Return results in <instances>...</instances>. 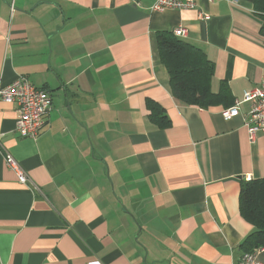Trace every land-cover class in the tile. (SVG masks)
Masks as SVG:
<instances>
[{
  "label": "crops",
  "instance_id": "0c3cea01",
  "mask_svg": "<svg viewBox=\"0 0 264 264\" xmlns=\"http://www.w3.org/2000/svg\"><path fill=\"white\" fill-rule=\"evenodd\" d=\"M154 1L0 0V84L25 76L52 96L35 138L0 100V264H233L245 251L254 227L239 193L264 178V133L249 138L248 102L227 120L221 110L264 80V12ZM178 26L223 90L207 106L172 95L157 32Z\"/></svg>",
  "mask_w": 264,
  "mask_h": 264
},
{
  "label": "trees",
  "instance_id": "16d2710c",
  "mask_svg": "<svg viewBox=\"0 0 264 264\" xmlns=\"http://www.w3.org/2000/svg\"><path fill=\"white\" fill-rule=\"evenodd\" d=\"M249 1L264 12V0ZM261 32L264 36V24ZM157 49L160 61L169 76L172 95L178 103L204 107L222 96V89L217 93L210 89L213 66L201 48L175 37L172 32L158 31ZM239 210L254 227L242 242L245 251L263 247L264 178L248 179L242 185L239 193Z\"/></svg>",
  "mask_w": 264,
  "mask_h": 264
},
{
  "label": "built area",
  "instance_id": "2783aa9c",
  "mask_svg": "<svg viewBox=\"0 0 264 264\" xmlns=\"http://www.w3.org/2000/svg\"><path fill=\"white\" fill-rule=\"evenodd\" d=\"M212 2L213 0H207ZM194 0H155L149 7L150 11H163L165 9L194 8ZM200 18L209 19V15L200 12ZM177 37L187 36V30L178 26L173 30ZM0 100L16 105L17 121L16 131L22 138H35L38 136L46 115L52 109V96L50 92L41 87H36L25 76H18L7 84H0ZM249 103V110L244 125L249 138L254 139L258 132L264 133V80L260 85L246 90L241 99H236L231 106L221 110L224 119H230L239 114V105ZM5 166L14 171L20 183H28L29 179L18 160L10 153L4 151ZM262 247H255L243 251L239 259L233 264H262L257 259V253Z\"/></svg>",
  "mask_w": 264,
  "mask_h": 264
}]
</instances>
